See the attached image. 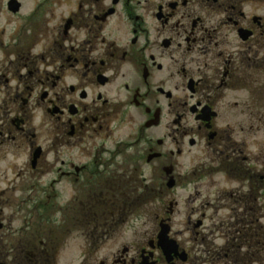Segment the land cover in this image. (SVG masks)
Here are the masks:
<instances>
[{
	"label": "flooded vegetation",
	"instance_id": "1",
	"mask_svg": "<svg viewBox=\"0 0 264 264\" xmlns=\"http://www.w3.org/2000/svg\"><path fill=\"white\" fill-rule=\"evenodd\" d=\"M1 185L0 264H264V0H0Z\"/></svg>",
	"mask_w": 264,
	"mask_h": 264
},
{
	"label": "rangeland",
	"instance_id": "2",
	"mask_svg": "<svg viewBox=\"0 0 264 264\" xmlns=\"http://www.w3.org/2000/svg\"><path fill=\"white\" fill-rule=\"evenodd\" d=\"M186 169L183 171L185 173ZM182 173V172H181ZM141 187V186H140ZM140 187L138 186H132V190L129 192V198L127 201V208L126 213H138L140 217H133L134 219H138V222L136 223L138 227L142 231H151L152 225L154 224L153 222L155 221V215L159 216H167L172 219V225L175 231H184L187 227V217L188 215H191L194 218H199L201 217V214L203 213H196V212H202L201 207L203 204L206 203L205 200H202V197H197L194 192V188L191 186H187L186 182L179 187L177 192H171L170 196L167 197L162 201V211L160 213H154L155 206L158 203L155 202V200L152 201H146V200H138L140 195H144V191L140 190ZM7 189V186L1 185L0 186V191ZM200 190L202 191V187H200ZM8 194H11L8 192ZM18 194V193H17ZM195 198H193V196ZM177 201L178 206L173 207L174 208V213L170 214L169 212V205L172 201ZM26 201V200H25ZM18 203L25 209V211H29L32 208V204H22V202L18 201ZM52 205H58L56 202H51ZM20 209H17L16 207H13L11 209L7 208L6 213H11V212H19ZM194 214V215H193ZM208 217H210L209 224L213 225V219L217 220V218H220L221 216L216 214V213H206ZM132 218V219H133ZM24 222H17L14 223V225H21ZM155 225V224H154Z\"/></svg>",
	"mask_w": 264,
	"mask_h": 264
}]
</instances>
